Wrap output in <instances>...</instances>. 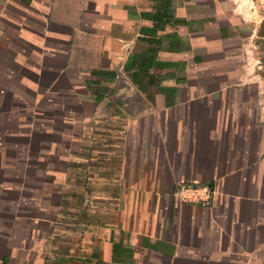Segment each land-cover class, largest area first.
Masks as SVG:
<instances>
[{"label":"crops","instance_id":"0c3cea01","mask_svg":"<svg viewBox=\"0 0 264 264\" xmlns=\"http://www.w3.org/2000/svg\"><path fill=\"white\" fill-rule=\"evenodd\" d=\"M0 264H264V0H0Z\"/></svg>","mask_w":264,"mask_h":264},{"label":"built area","instance_id":"2783aa9c","mask_svg":"<svg viewBox=\"0 0 264 264\" xmlns=\"http://www.w3.org/2000/svg\"><path fill=\"white\" fill-rule=\"evenodd\" d=\"M97 134L94 133L95 139ZM96 140H94L95 143ZM175 199L180 203L210 204L213 201V189L207 184L192 182H179L173 193Z\"/></svg>","mask_w":264,"mask_h":264},{"label":"rangeland","instance_id":"374dc122","mask_svg":"<svg viewBox=\"0 0 264 264\" xmlns=\"http://www.w3.org/2000/svg\"><path fill=\"white\" fill-rule=\"evenodd\" d=\"M88 178H90V172H88L87 174ZM93 177V175L91 174V178Z\"/></svg>","mask_w":264,"mask_h":264}]
</instances>
